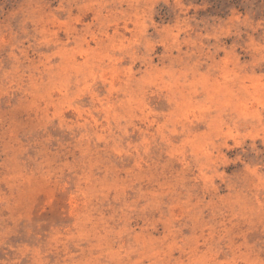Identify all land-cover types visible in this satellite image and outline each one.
Listing matches in <instances>:
<instances>
[{
  "label": "rangeland",
  "instance_id": "374dc122",
  "mask_svg": "<svg viewBox=\"0 0 264 264\" xmlns=\"http://www.w3.org/2000/svg\"><path fill=\"white\" fill-rule=\"evenodd\" d=\"M0 264H264V0H0Z\"/></svg>",
  "mask_w": 264,
  "mask_h": 264
}]
</instances>
